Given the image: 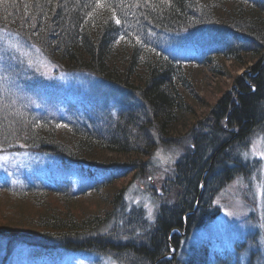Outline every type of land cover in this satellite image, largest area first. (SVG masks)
<instances>
[{"label":"trees","instance_id":"trees-1","mask_svg":"<svg viewBox=\"0 0 264 264\" xmlns=\"http://www.w3.org/2000/svg\"><path fill=\"white\" fill-rule=\"evenodd\" d=\"M1 30L36 46L54 71L87 75L106 109L87 101L40 109L41 81L0 47V153H39L81 181L73 189L0 176V196L37 211L24 219L17 206L3 215L14 225L0 221V264H60L82 254L120 264H264L251 231L187 244L218 215L220 191L256 166L242 153L264 134V0H0ZM202 34L210 36L203 66L256 59L196 118L185 91L192 84L170 49ZM180 124L185 131L173 135ZM156 145L180 149L159 192L149 163ZM129 173L146 181L152 214L129 207L126 186L113 185ZM47 194L61 205L40 207ZM90 194L96 209L73 210L74 198Z\"/></svg>","mask_w":264,"mask_h":264},{"label":"rangeland","instance_id":"rangeland-1","mask_svg":"<svg viewBox=\"0 0 264 264\" xmlns=\"http://www.w3.org/2000/svg\"><path fill=\"white\" fill-rule=\"evenodd\" d=\"M210 36L192 35L181 36V39L171 43V49L176 53L177 59L181 61V67L185 70L187 80L191 86L185 91L193 98V116L201 118L206 115L208 109L216 103L227 90L233 85L235 76H242L246 73L255 62V57L248 55L242 59L243 64L235 65L229 60L221 67V59L211 69L208 65H201L205 48V42L210 41ZM211 43V42H210ZM0 47L6 56H12L15 63L21 67L22 74L30 75L41 81V87H44L46 95L37 101L40 109H47V112H54L58 107L64 112L68 105L80 103H89L103 106V103L96 99L90 93L87 82L91 81L87 75L71 74L66 72L54 71L56 66L51 63L38 48L34 45H27L17 39L14 35L0 31ZM1 54V53H0ZM8 58V57H6ZM17 90V89H16ZM39 90V89H38ZM43 90H40L42 94ZM16 93V92H15ZM17 94V93H16ZM53 99H52V98ZM192 100V99H191ZM102 103V104H100ZM110 107V106H109ZM49 110V111H48ZM172 134L182 135L185 131V124H180L172 129ZM250 146L243 152V157L249 162L256 164L248 177H238L227 184L215 198V204L218 206V215L210 224L200 229L193 230L192 235L187 240V244H195L202 238L213 233H217L224 239H233L236 236H242L245 231H251L256 234L257 245L262 254L264 262V134H256L252 137ZM180 149L177 147H167L156 145L149 157L150 167L152 169V180H156V190L159 192V186L166 177L167 172L171 170L172 164L179 158ZM112 158L116 161L127 160L122 155L110 154L106 159ZM22 173L34 182L47 186L48 184H65L71 185L73 189L81 184L80 178L75 173L63 171L56 166L47 156L39 153L23 151L21 153H0V176L13 177L14 174ZM133 173L122 176L113 182L117 188L125 187V199L129 207H142L147 214H152L155 202L150 195L146 181L132 179ZM93 194L83 197L74 198L73 210H94L100 204ZM56 203V199L50 194L40 201V207H48V203ZM27 203V204H26ZM13 203L7 197L0 196V221L9 226L11 224L8 217V208L19 207L25 210L24 215L18 214L25 218V215L37 211L32 207L30 202ZM32 205V206H31ZM57 207V206H56ZM69 209L70 205L68 206ZM18 208V209H19ZM31 209V210H29ZM28 210V212L26 211ZM3 218V219H1ZM12 228V227H11ZM60 264H120L111 258L100 255H71L66 257Z\"/></svg>","mask_w":264,"mask_h":264},{"label":"snow or ice","instance_id":"snow-or-ice-1","mask_svg":"<svg viewBox=\"0 0 264 264\" xmlns=\"http://www.w3.org/2000/svg\"><path fill=\"white\" fill-rule=\"evenodd\" d=\"M116 23H120V21H119V20H117V21H116Z\"/></svg>","mask_w":264,"mask_h":264}]
</instances>
